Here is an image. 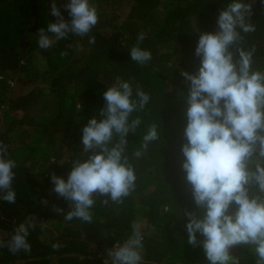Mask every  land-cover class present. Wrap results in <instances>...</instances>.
Segmentation results:
<instances>
[{
	"label": "trees",
	"instance_id": "obj_1",
	"mask_svg": "<svg viewBox=\"0 0 264 264\" xmlns=\"http://www.w3.org/2000/svg\"><path fill=\"white\" fill-rule=\"evenodd\" d=\"M90 2L99 13L91 33L96 44L76 37L42 50L38 29L55 19L51 0H0V141L18 163L16 203L0 201V239L8 240L30 216L36 225L30 230L31 253L13 255L0 249V264H104L106 249L122 244L133 223L144 233V264H209L202 247L187 243L184 210L197 209L181 168L188 93L181 70L198 69L194 53L199 33L214 30L219 11L230 0ZM246 2L252 4L256 24V31L246 37L247 46L255 45L254 68L264 71V4ZM64 3L57 0L58 6ZM61 12L69 19L62 7ZM140 33L146 37L141 47L152 52L148 65L130 59ZM64 50L68 55L61 57ZM133 77L151 101L133 114L144 123L127 137L130 158L148 124H160L161 140L144 157L132 160L137 186L122 205L97 203L91 224L66 222L53 209L66 213L68 203L54 192L50 177L55 173L67 179V160L80 151L82 128L92 117L102 119V93L118 78ZM41 223L48 227L41 230ZM54 243L61 245L58 251ZM232 252L241 264H255L246 246Z\"/></svg>",
	"mask_w": 264,
	"mask_h": 264
},
{
	"label": "clouds",
	"instance_id": "obj_2",
	"mask_svg": "<svg viewBox=\"0 0 264 264\" xmlns=\"http://www.w3.org/2000/svg\"><path fill=\"white\" fill-rule=\"evenodd\" d=\"M50 15L54 21L38 29L40 49L76 37L96 44L91 33L99 13L90 0H66L61 6L51 0ZM252 15L251 3L230 0L219 11L214 30L199 33L194 53L200 61L198 69L194 73L181 70L188 82L181 168L197 209L184 210L187 243L202 247L209 264H241L232 252L240 245L252 253L255 264H264V71L254 68L255 45L247 46L246 37L256 31ZM145 38L140 33L129 52L139 65L153 59L152 52L141 47ZM60 55L67 56L68 51ZM102 95V119L92 117L82 128L80 151L67 160L71 162L67 179L55 173L50 177L54 192L68 203L66 213L60 207L53 209L66 222L78 219L91 224L97 203L122 205L137 186L132 160L144 157L149 146L161 140L160 124H148L130 158L127 137L144 123L133 114L143 112L151 101L134 77L118 78ZM17 168L9 146L0 141V201L16 203ZM35 227L30 216L8 240L0 239V249L13 255L30 254V230ZM47 227L40 224L41 230ZM131 228L122 244L106 249L104 264H144V233L137 223ZM60 247L52 245L57 251Z\"/></svg>",
	"mask_w": 264,
	"mask_h": 264
},
{
	"label": "rangeland",
	"instance_id": "obj_3",
	"mask_svg": "<svg viewBox=\"0 0 264 264\" xmlns=\"http://www.w3.org/2000/svg\"><path fill=\"white\" fill-rule=\"evenodd\" d=\"M249 3V2H248Z\"/></svg>",
	"mask_w": 264,
	"mask_h": 264
}]
</instances>
